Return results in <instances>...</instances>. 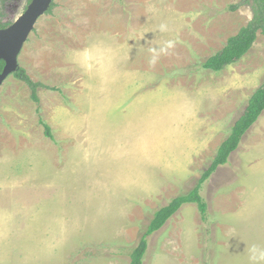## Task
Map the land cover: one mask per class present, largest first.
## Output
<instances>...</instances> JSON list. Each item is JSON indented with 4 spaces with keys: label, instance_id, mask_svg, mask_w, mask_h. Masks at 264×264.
I'll list each match as a JSON object with an SVG mask.
<instances>
[{
    "label": "rangeland",
    "instance_id": "1",
    "mask_svg": "<svg viewBox=\"0 0 264 264\" xmlns=\"http://www.w3.org/2000/svg\"><path fill=\"white\" fill-rule=\"evenodd\" d=\"M242 1L53 0L18 57L53 89L36 103L13 74L0 85V264H129L264 80L260 32L235 63L202 66L252 18L251 4L228 8ZM27 4L2 0V19ZM82 46L84 77L65 70ZM110 57L118 95L97 87ZM234 151L201 186L207 220L183 204L148 236L142 264H264V111Z\"/></svg>",
    "mask_w": 264,
    "mask_h": 264
},
{
    "label": "trees",
    "instance_id": "2",
    "mask_svg": "<svg viewBox=\"0 0 264 264\" xmlns=\"http://www.w3.org/2000/svg\"><path fill=\"white\" fill-rule=\"evenodd\" d=\"M1 1L2 0H0V2ZM30 1L31 0H27V3ZM242 3L251 4L252 18L244 26H242L235 35L229 37L224 46L219 51L208 56L202 62L203 68L213 71L222 70L227 65L235 63L241 59L250 50L259 32L264 37V0H243L240 3L230 4L228 8L231 10H236ZM52 6L53 2H51L46 12H49ZM2 18L3 13H0V28H5L14 21H4ZM3 66L4 61L0 59V71L2 70ZM13 75L28 86L31 91L32 100L36 103H39L37 89L43 85L39 82L33 81L26 71L21 67H18ZM43 87L47 89H53L48 86ZM36 110L39 114V122L44 129V135L47 138L53 139L50 126L41 118L39 104ZM263 111L264 80L249 97L248 103L243 113L232 125L228 136L218 146L214 158L207 168L202 172V175L198 179L195 187L185 194L173 197L167 204L159 207L154 212L145 231L140 236L138 243L132 248L130 252L129 264L143 263V258L148 248V236L159 230L183 204L191 202L196 203L201 220L203 222L207 220L208 206L200 194V189L203 182L210 177V175L217 169L219 165L225 164L228 161L230 153L239 146L245 132L258 120Z\"/></svg>",
    "mask_w": 264,
    "mask_h": 264
},
{
    "label": "water",
    "instance_id": "3",
    "mask_svg": "<svg viewBox=\"0 0 264 264\" xmlns=\"http://www.w3.org/2000/svg\"><path fill=\"white\" fill-rule=\"evenodd\" d=\"M53 0H31L25 10L5 28H0V85L19 67L18 57L35 23L49 8Z\"/></svg>",
    "mask_w": 264,
    "mask_h": 264
},
{
    "label": "crops",
    "instance_id": "4",
    "mask_svg": "<svg viewBox=\"0 0 264 264\" xmlns=\"http://www.w3.org/2000/svg\"><path fill=\"white\" fill-rule=\"evenodd\" d=\"M85 54H86V48L84 46H82V48H80V49L73 50V52L70 55V67H71V70H75V68L76 69L78 68V69H77V71H68V69H65L66 72L70 73L71 75L72 74L76 75V73H77V75L84 77V75H85L84 69L86 67V65L84 63V59L86 56ZM101 58L105 59L104 56H101ZM114 59H116V58H114ZM114 59H112L111 57L109 58L110 65L108 63V60L107 61L104 60V69H102L103 70L102 72H101V70L96 72V74H97L96 78H98V86L97 87L99 90H101V91L102 90L103 91L109 90L110 92H114L116 95H118L120 93V91L123 90L122 89L123 87L121 86L118 88L117 83H119V85H120V81L116 82V77H118L119 75L115 74L116 71L114 69L115 67L113 66V61L115 62ZM79 70H81V74H79ZM115 75H117V76H115ZM106 77L109 79L105 80ZM113 77H114V80H113ZM107 82H108V86L106 87V86H104V84H106ZM96 108L101 109L102 105L100 103H98V104H96Z\"/></svg>",
    "mask_w": 264,
    "mask_h": 264
}]
</instances>
